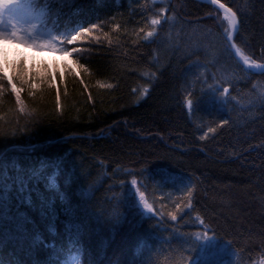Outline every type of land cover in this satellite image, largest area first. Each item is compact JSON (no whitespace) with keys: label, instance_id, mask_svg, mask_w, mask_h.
I'll use <instances>...</instances> for the list:
<instances>
[{"label":"trees","instance_id":"1","mask_svg":"<svg viewBox=\"0 0 264 264\" xmlns=\"http://www.w3.org/2000/svg\"><path fill=\"white\" fill-rule=\"evenodd\" d=\"M221 1L240 17L237 44L264 62V0ZM51 8L52 27L101 35L29 79L25 112L10 89L0 98V264H263L264 72L235 61L222 12L196 0Z\"/></svg>","mask_w":264,"mask_h":264},{"label":"snow or ice","instance_id":"2","mask_svg":"<svg viewBox=\"0 0 264 264\" xmlns=\"http://www.w3.org/2000/svg\"><path fill=\"white\" fill-rule=\"evenodd\" d=\"M72 0H0V42H13L17 44H24L25 46L32 47L35 49H52L54 51L63 52L66 56H71L73 53L79 52L77 48L67 49V45H72L80 41L86 34L91 35L92 29H96L98 25H92L91 28L83 27V25H78L77 28L66 30L59 35H56L52 28L48 27V23L52 18V8L53 3H70ZM214 6H218V10L223 12V20L227 22V28L224 29L225 43L230 51L238 58V61L242 65L247 66L248 71L259 70L264 72V63H260L258 60L252 58V56L246 54L244 48L239 46L235 37L239 34L241 21L237 14L231 7L222 3L221 0H208ZM167 10H161L157 14V17L151 20L153 26L160 25L162 19H168L164 13ZM7 17V23L5 19ZM13 17L16 18L17 23H12ZM55 26V21H53ZM27 25V27H23ZM74 33V34H73ZM154 35V30L146 33L145 39L152 37ZM98 39V38H97ZM8 49L0 48V56L6 58ZM15 68L16 66L13 65ZM87 71V69H84ZM147 75V74H146ZM227 82V81H226ZM20 84L21 87H17ZM27 86L30 90L36 89L38 86L32 83L28 79V74L24 69V66H20L19 71H14L13 74H9L7 67L3 61H0V98L3 97L4 93L9 89L15 95L16 102L19 105V110L21 112L26 111V106L23 99L21 98V91L23 86ZM148 89L144 88L142 95H146ZM223 93L227 94L228 89L224 88ZM30 94H34L31 93ZM59 96V91L57 92ZM227 96H222V100H226ZM260 103H264V95L257 97ZM188 107L191 109L193 107V101H187ZM225 123H227L225 121ZM209 131H214L209 129ZM207 135V134H205ZM5 166L4 155L0 153V167ZM12 166L15 165V161L12 162ZM50 181L54 183L55 176L50 177ZM133 184L136 181H132ZM3 188L2 183H0V189ZM139 192V190L137 189ZM191 196V192H189ZM3 195L0 194V208H3ZM139 201L141 206L145 211V215L149 213H154L152 204L148 203L145 199L144 193L139 192ZM175 220V215L172 216ZM4 220V215L0 213V226H2ZM201 226H203V221H200ZM76 229L79 231V227L73 225L69 230ZM213 239V238H208Z\"/></svg>","mask_w":264,"mask_h":264},{"label":"rangeland","instance_id":"3","mask_svg":"<svg viewBox=\"0 0 264 264\" xmlns=\"http://www.w3.org/2000/svg\"><path fill=\"white\" fill-rule=\"evenodd\" d=\"M221 17L223 19V13H221ZM225 21V20H223ZM5 22L7 23V17L5 19ZM12 23H17V20L15 17H13ZM23 27H27V25H23ZM52 28L56 35H58L57 30L54 27ZM100 38L98 35V30L92 29L91 35H85L80 41L76 42V45H89L90 41H97ZM19 48L20 51L15 56L10 53V48ZM0 48H6L8 49V53L6 58L4 56L0 57V61H3L5 63V66L7 67V70L9 74H12L14 71L20 70V63L22 62V65L24 66L25 71L27 74H30V72L34 73L35 77H43L48 75V71L51 68H54L55 70L60 69L62 64L64 63V60H60L59 58H53L51 56L42 55V51L44 49H35L32 47L25 46L24 44L20 43H13V42H0ZM47 49V48H45ZM13 65L16 67L14 68ZM69 264H72L70 262ZM232 264V263H231ZM258 264V263H257ZM260 264V263H259ZM264 264V263H263Z\"/></svg>","mask_w":264,"mask_h":264},{"label":"bare ground","instance_id":"4","mask_svg":"<svg viewBox=\"0 0 264 264\" xmlns=\"http://www.w3.org/2000/svg\"><path fill=\"white\" fill-rule=\"evenodd\" d=\"M196 1H199V0H196ZM199 2H202V1H199ZM222 2V1H221ZM204 3H207V2H204ZM207 4H209V3H207ZM224 4H226V3H224ZM210 5H212V4H210ZM227 5V4H226ZM213 6V5H212ZM214 7V6H213ZM91 26L92 25H90V26H86L87 28H91ZM54 28L55 29H57V33H58V35L60 34V33H62V32H64V31H66V30H69V29H74V28H77V27H74V26H62L60 23H56L55 24V26H54ZM98 28H96V30H97ZM77 30H78V28H77ZM74 34V33H73ZM101 34H99V36H100ZM101 38H103L102 36H101ZM99 39V38H98ZM235 41H236V38H235ZM95 42H97V41H95ZM237 43V42H236ZM77 43H74V44H72V45H76ZM72 45H67V49L69 50V47H72ZM86 46H84V45H80V46H78V47H73V48H77V49H79L80 51H86V50H88V49H86L85 48ZM45 50V49H44ZM19 51H20V49L19 48H16V47H13V48H11V50H10V53H12L14 56L17 54V53H19ZM79 51V52H80ZM232 52V51H231ZM233 53V52H232ZM56 54H57V56H58V58H60V59H63V58H66V57H68V56H66L63 52H59V51H54V50H52V49H46L44 52H42V55L44 56V55H49V56H51V57H53V58H55L56 57ZM233 56H234V58H235V61L245 70V71H247V72H253V73H263V72H260L259 70H252V71H248V70H246L247 69V66H245V65H242V63H240L239 61H238V59L236 58V56L233 54ZM260 63H264V62H262V61H259ZM20 66L22 65V62L19 64ZM29 76H28V79H30L31 77L33 78L34 77V73L33 72H30V74H28ZM143 208V207H142ZM146 211V210H145ZM225 248H227V249H225L224 250V252L221 254V257H223V258H226L227 256H228V252L229 251H233L232 249H230V250H228V245L226 244L225 246H224ZM76 261L77 260H75L74 261V263H76ZM72 264H73V262H72Z\"/></svg>","mask_w":264,"mask_h":264},{"label":"water","instance_id":"5","mask_svg":"<svg viewBox=\"0 0 264 264\" xmlns=\"http://www.w3.org/2000/svg\"><path fill=\"white\" fill-rule=\"evenodd\" d=\"M199 1H202V2H207V3H209L208 2V0H199ZM223 3V2H222ZM209 4H211V3H209ZM214 6V5H213ZM214 7H216V8H218V6H214ZM229 7V6H228ZM220 11H222V10H220ZM236 38V37H235ZM237 58V57H236ZM238 59V58H237Z\"/></svg>","mask_w":264,"mask_h":264}]
</instances>
